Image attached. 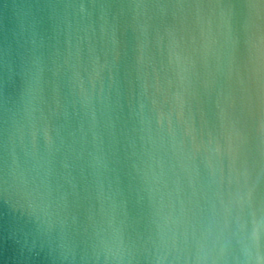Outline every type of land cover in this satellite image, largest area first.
<instances>
[{
    "label": "water",
    "instance_id": "water-1",
    "mask_svg": "<svg viewBox=\"0 0 264 264\" xmlns=\"http://www.w3.org/2000/svg\"><path fill=\"white\" fill-rule=\"evenodd\" d=\"M0 264H264V0H0Z\"/></svg>",
    "mask_w": 264,
    "mask_h": 264
}]
</instances>
